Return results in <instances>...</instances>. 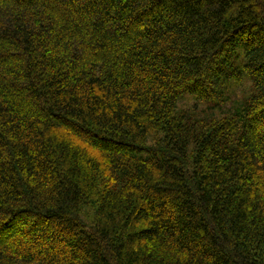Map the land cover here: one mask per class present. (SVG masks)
<instances>
[{"label":"trees","instance_id":"obj_1","mask_svg":"<svg viewBox=\"0 0 264 264\" xmlns=\"http://www.w3.org/2000/svg\"><path fill=\"white\" fill-rule=\"evenodd\" d=\"M0 264H264V0H0Z\"/></svg>","mask_w":264,"mask_h":264}]
</instances>
